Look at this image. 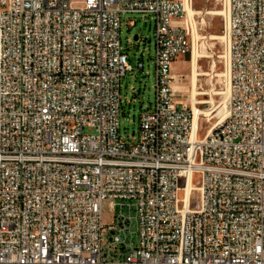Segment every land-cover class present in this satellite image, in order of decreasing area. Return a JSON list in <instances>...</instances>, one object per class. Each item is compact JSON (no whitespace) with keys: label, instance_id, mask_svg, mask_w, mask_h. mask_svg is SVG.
I'll list each match as a JSON object with an SVG mask.
<instances>
[{"label":"built area","instance_id":"obj_1","mask_svg":"<svg viewBox=\"0 0 264 264\" xmlns=\"http://www.w3.org/2000/svg\"><path fill=\"white\" fill-rule=\"evenodd\" d=\"M188 2L0 9V264H264V0H229L230 106L203 138L172 70L191 50ZM123 14L156 23L135 142Z\"/></svg>","mask_w":264,"mask_h":264},{"label":"rangeland","instance_id":"obj_2","mask_svg":"<svg viewBox=\"0 0 264 264\" xmlns=\"http://www.w3.org/2000/svg\"><path fill=\"white\" fill-rule=\"evenodd\" d=\"M75 7H82L83 0H73ZM195 13L183 19L190 32L191 50L180 57L172 67L176 77L174 84L180 99L194 110L197 106L209 116H200L201 138L215 126L227 112L225 93L228 79V61L230 46L226 39L225 20L228 16V0H192ZM132 25V26H130ZM155 20L152 16L142 14L122 15L121 39L129 56V63L135 68L122 82L123 109L120 119L121 135L126 141L135 142L139 130V115L151 108L155 102L156 75L154 57ZM139 40H135V36ZM199 53L196 66L193 57ZM144 63L143 70L138 64ZM199 74V75H198ZM193 90L202 93L193 100ZM229 105V104H228ZM107 221L110 216L106 214Z\"/></svg>","mask_w":264,"mask_h":264},{"label":"bare ground","instance_id":"obj_3","mask_svg":"<svg viewBox=\"0 0 264 264\" xmlns=\"http://www.w3.org/2000/svg\"><path fill=\"white\" fill-rule=\"evenodd\" d=\"M3 5H12V0H0V9H3ZM186 10H187L188 15L190 17H192L194 14H196L195 11H194V9L192 8V4L190 2L187 3ZM229 10H230V7L228 8V14H229ZM226 39L229 42V37L228 36H227ZM228 54H229V61H228V75L227 76H228V79H229V83H228L226 92H224L225 93V97L227 98V104H226L227 112H228V109H229V106H230V98H231V93H232V84H231V57H230V52ZM198 58H199V53L196 52L195 55H194V57H193V61H192L194 67L197 64ZM201 94L202 93H197L196 90H193V95L192 96H193V100H194V102L196 104L202 103L200 101H197V96L198 95H201ZM227 112H226V114H227ZM194 113H195L196 123L198 124V135H200V116L202 114H205V115L209 116V114H206L203 111L201 112V110H199V108L197 106H194ZM226 114H225V116H222L221 117V120L217 124H220L221 122H223V120L226 117ZM210 130L211 129H209V131Z\"/></svg>","mask_w":264,"mask_h":264},{"label":"water","instance_id":"obj_4","mask_svg":"<svg viewBox=\"0 0 264 264\" xmlns=\"http://www.w3.org/2000/svg\"><path fill=\"white\" fill-rule=\"evenodd\" d=\"M134 39H135L136 41L139 40V36L136 35Z\"/></svg>","mask_w":264,"mask_h":264}]
</instances>
